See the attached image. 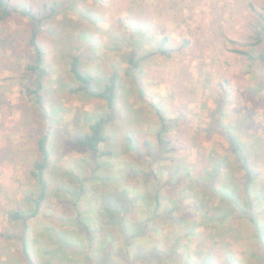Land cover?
<instances>
[{
  "label": "rangeland",
  "instance_id": "374dc122",
  "mask_svg": "<svg viewBox=\"0 0 264 264\" xmlns=\"http://www.w3.org/2000/svg\"><path fill=\"white\" fill-rule=\"evenodd\" d=\"M171 1L186 3L183 0ZM11 2L31 7L44 17L38 39L47 73L41 78L44 101L43 108H40L23 87L28 81L25 74L29 62L27 57L33 55V50L27 45L31 23L19 15L1 20L0 264H28L18 238L7 237L21 229L18 222L10 220L9 213L19 205H24L26 212L33 208L32 203L22 204L23 196L28 191L34 192V181L29 171L32 161L38 157L37 138L45 130L49 133L51 152L46 170L47 196L37 216L29 221L26 231L27 250L34 264L202 263L203 258L197 257L195 243L204 232L209 233L207 241L213 243L209 245L212 264H224L225 252L234 255L241 264H264V254H261L259 246L253 239H245L247 230L254 233L253 226L248 225V229L244 226L248 224L245 220L241 225L235 219L233 228H238L231 237H225V242L216 237L215 229L204 231L197 222L189 221L193 219L191 210L194 203L203 198L204 189L198 183L203 178L201 171L206 168L203 160L209 152L210 141L215 147L210 153L225 157V160L217 161L226 165L223 171L231 177L223 175L221 178L228 179L231 189L240 199V207L245 209L246 206L241 185L236 186L233 182L234 178L241 180L242 171L233 161L235 158L223 136L210 127L213 116L219 115L220 111L223 116H220L218 126L230 127L229 130L242 144L250 146V161L255 166L258 163L259 190L263 195V212L258 214V218H264V92L257 95V85L253 82L264 81V67H249L246 58L225 51L228 39L234 41V47L247 46L243 43L247 41L251 27L261 34L259 37L264 41V0H239V6H235L239 20L234 29L224 30L229 38H223L221 31L224 28L218 27L219 34H209L211 26L212 29L215 26L213 21H207L208 13H212L209 6L203 7L204 14L193 15L187 10L186 18L182 9L181 15L169 10L162 16L155 11V17H161L158 18L159 25L140 21L141 25L148 27L145 30L138 29L136 23L137 18L142 17L137 12L141 10L136 0ZM223 6L224 2H220L218 7ZM214 11H218L216 7ZM209 17L214 18L215 15ZM222 21L224 23L222 19L217 26ZM161 27L172 37L164 47L168 55L156 51L163 39L159 35ZM134 48H138L135 58L140 60L136 68H129L125 60ZM71 54L79 55L81 70L94 75L95 89H101L111 71L115 70L113 59L119 62L116 69L126 80L122 81L116 94L119 116L105 126L107 140L100 144V148L106 150L107 155L102 159L94 160L89 151L74 143L76 136L87 131L84 114L99 116L106 109L103 101L70 92L74 85L68 74L67 62ZM124 69H130L128 75L124 74ZM210 95H214L213 99ZM208 97L213 106L207 109L204 107L207 102L203 100ZM198 103L203 105V110L193 106ZM219 106L221 109H217ZM158 111L167 119L175 120L164 136L171 141L165 149L173 147L174 150L170 153L165 151L163 157L170 156L172 162L166 159L155 161L153 155L148 156L143 144V141H148L152 150L158 148L155 135L160 125ZM129 119L137 129H130ZM251 142L257 143V152L252 150L255 145ZM201 144L203 146L200 147ZM131 146L135 147L136 154L130 150ZM101 164L103 167L97 166ZM173 168L181 172L173 175ZM188 169L197 174L200 171V178L177 182ZM92 174L105 179L89 181ZM81 185L86 191L77 197ZM122 188L130 191L128 200L136 193L144 196L146 193L151 195L155 189L159 191L160 208L164 214L151 222L147 233L136 238H131L130 234L134 233L135 223L142 217L143 204L133 205L132 199L133 206L124 214L122 227L115 211L105 212L108 199L125 203L126 199L120 195L126 194ZM175 204L181 210H177ZM177 220L182 221L181 225ZM83 223L89 225V233ZM191 231L195 240L187 247L184 244L177 247L179 258L171 252L173 234L181 232L184 235ZM187 239L188 236L184 237L182 243ZM62 245L75 252L64 249L58 253ZM151 248L159 249L171 258L148 256ZM252 250L255 255L251 254ZM186 255L189 256L188 262L184 260Z\"/></svg>",
  "mask_w": 264,
  "mask_h": 264
},
{
  "label": "trees",
  "instance_id": "16d2710c",
  "mask_svg": "<svg viewBox=\"0 0 264 264\" xmlns=\"http://www.w3.org/2000/svg\"><path fill=\"white\" fill-rule=\"evenodd\" d=\"M12 15H19L22 17L27 18L32 26V29L28 35L27 45L33 50V55L31 57H27L29 59L28 64L25 67V74L27 76L28 81L25 82V86H23L28 93V95L32 96L34 102L40 107L43 108V96L41 95V91L43 89V83L41 78L46 75L47 69L43 65V51L41 46L39 45L38 33L40 32V28L43 25L44 17H40L37 12H35L31 7H27L25 5H16L11 2V0H0V21L4 20ZM261 34L259 32H255L254 40L251 42L252 47L258 45V42H262V38H260ZM3 38L1 37L0 41ZM167 37H164L161 40V44L158 45L157 52L163 55H168V51L164 48L165 44L167 43ZM229 42L234 44L233 41ZM138 49V48H137ZM231 52L242 56L249 60L252 63H255V66H260L261 63H264V55L262 52L257 53L255 50H247L232 48ZM136 48H134L128 57V65L129 68H136L138 65V60H136ZM264 53V51H263ZM69 61V73L72 81H74L73 87L70 89L71 93H77L84 95L91 99H98L104 102L106 112L99 116H94L91 114H84V123L87 125V131L83 135L76 136L74 139L75 145H77L81 149H85L91 153L94 160L102 159L104 156L107 155V151L100 148V144L107 140L106 128L105 126L109 124L112 120H114L117 116L116 111V94L118 92L119 86L121 85L122 81L118 75L117 69H113L109 76L107 77L106 81L103 83L101 89H95L94 85V75L91 74L89 71H83L79 68V55H70ZM130 69H125L123 72L124 74L129 73ZM158 121H159V128L156 131V137L158 140V148L156 150H152L150 143L148 141H143L145 145V151L147 150L148 156L153 155L156 160H164L166 159L169 162H172L171 157H163L165 151L169 153L174 150L173 147L165 149L169 143H171L170 139H165L164 136L168 131L170 125L175 120L167 119L163 114H160L158 111ZM222 115L220 111L219 115H214L212 119V123L210 125L211 128L216 129L219 133L223 136L224 140L227 142L230 152L234 156V162L236 163L237 168H239L243 174L238 180L236 178L233 179V182L236 183V186L239 184L241 185L242 194L246 197V206L245 209L240 207V199L238 196L233 192L230 187L229 181L227 178L222 179L221 176L228 174L226 171L224 172L223 169L226 170V165L221 164L217 160L218 158L214 154H210L207 158L205 164L208 165L211 163V170L210 171H201L203 175L202 181L198 183L199 187L204 189L203 198L201 201L194 203L192 210L194 215H192L193 219L189 220L190 223L197 222L198 225L204 230L209 231L210 229H215L216 237L225 242V237H231L232 232L237 229L233 223H235V219L242 225L243 220L246 223L244 226L248 229V225L254 227V233H250L247 230V237L245 239L251 240L253 239L255 244L259 246L261 249V254H264V218H258V214L263 212L262 207V200L263 195L260 193L259 184L260 182V172L256 169V166L250 161L251 160V152L248 148L242 144L238 137L234 134V132L230 131V127H220L218 126L219 118ZM128 124L130 129H137L134 123L128 120ZM141 124V123H140ZM127 140L132 142L130 137H127ZM127 141V142H129ZM255 148L253 149L254 152L257 148V143L255 142ZM130 150H133L135 154V147H129ZM36 149L38 152V157L32 161L31 169L29 171L30 177L34 181V192L28 191L23 196V203L28 204L32 203L33 208L26 212L25 209L22 207L24 205H19L18 208L12 209L9 213L10 220L13 222H18L21 225V229L19 233L8 234L7 237L14 238L16 236L18 241L20 242L21 249L24 254V258L28 262V264H34L29 251L27 250V233L29 227V221L32 218H35L40 210L42 203L44 202L47 196V189L48 183L46 179V170L48 168L49 159H50V148H49V133L47 130L39 135L36 141ZM257 152V151H256ZM254 154V153H253ZM101 165H97L103 167ZM179 171L177 168H173V175L178 174ZM171 175V174H170ZM193 175V171L188 169L183 173V176H179L177 182L189 181L190 177ZM233 175V173L231 174ZM89 181L93 179H101L104 180L105 178L99 176H91L88 177ZM199 176H196V179H199ZM196 179H193L196 180ZM221 179V180H220ZM113 180H115L113 178ZM112 180V181H113ZM230 187V188H229ZM86 189L83 186H80V192L76 194L79 197L80 194H83ZM122 191H126V188H122ZM129 192L126 191V194L121 193L120 195L123 196L126 205L121 204L120 200L117 199H108L107 204L105 205V212H112L115 211L119 217L118 223L120 227H122V223L124 221V214L130 211V208L139 203L143 204V212L142 217L139 221L135 223L134 233L130 234L131 238H136L139 235L147 233V228L151 224L159 218L161 215L164 214V211L160 208V195L159 191L155 189L151 195L146 193L144 196L140 193H136V196L132 199L128 200ZM128 196V197H127ZM217 201H216V200ZM113 200V201H112ZM21 206V207H20ZM177 210H181L178 204L174 205ZM174 207V208H175ZM174 210V209H173ZM190 214V213H189ZM186 221V220H184ZM78 222L79 221L78 219ZM111 222V221H110ZM179 225H181L182 221H176ZM83 227L87 230V233L90 231L89 225L83 223ZM122 232L123 229H121ZM126 234V233H125ZM124 234V235H125ZM194 233L188 232L184 235H181V232H176L173 234V243L171 244V252L174 253L177 257H181L180 254L176 253L177 247L184 244V247L189 242H193L195 237ZM209 233H203L201 239L196 240L195 248L197 250V257L203 258L202 263H195L190 262L187 264H212V250H209L213 243H209L207 241ZM4 235V234H3ZM188 236L186 240V244L182 243L184 237ZM64 242V241H61ZM68 245H71L67 242ZM226 244V243H223ZM73 245V244H72ZM62 248L58 251L60 253L61 250L68 249L69 251H73L74 249H70L68 246L65 245L61 246ZM138 252V251H137ZM203 252L205 255H203ZM143 254V253H142ZM146 254V253H145ZM224 254V264H241L240 261L234 256L231 255L229 252H225ZM252 255H255V252L251 251ZM139 255H141L139 253ZM148 256L152 257H167L171 258L170 256H165V253L159 249L151 248ZM189 256L186 255L185 262H188ZM172 260V259H171ZM181 264V263H179Z\"/></svg>",
  "mask_w": 264,
  "mask_h": 264
},
{
  "label": "crops",
  "instance_id": "0c3cea01",
  "mask_svg": "<svg viewBox=\"0 0 264 264\" xmlns=\"http://www.w3.org/2000/svg\"><path fill=\"white\" fill-rule=\"evenodd\" d=\"M184 2H186L184 5L181 3V4H177L175 1H171V0H136V3H137V6H138V8L141 10V11H137L139 14H141L142 15V17L139 19V18H137V21H136V23H138V29H141V28H145V30H147V28L148 27H146V26H144L143 24L141 25L140 24V21H150L151 23H154L155 25H159L158 24V22H160V19H158V18H161V17H155V11H158L159 13H161V15L163 16V13L166 11V12H168L169 13V10L172 12V10H173V12L172 13H174V12H179L180 13V15L182 14L181 13V9H182V12H183V17H185L186 18V15H185V12H187V10L188 11H190V12H192L193 13V15H194V13H199V14H204L205 13V11L203 10V7H205V9H206V7L207 6H209V9H210V12H212V13H208V15L209 16H213V15H215V17L214 18H216V19H214L213 17H209L207 14V17H208V20L207 21H209V22H214L215 23V26H213V29H212V26H211V31H210V33L209 34H212V36L214 35L213 33L214 32H219V28H224V29H222V31H221V33H222V36H223V38H229L230 36H229V34L228 33H225L224 34V30H225V28H228V29H234L235 28V23L239 20L236 16H238L239 15V13H238V11L237 10H235V6H239V0H218V1H215V0H183V3ZM211 2H214L213 3V6H212V4H211ZM220 2H224V6L223 7H221V8H219L218 6H219V3ZM248 3V2H247ZM156 4H159V5H157L158 6V8H160V9H157V7H156ZM228 6H229V9H228ZM28 7V6H27ZM215 7H216V9L218 10L217 12L216 11H214L215 10ZM151 8H152V11H151ZM147 9L150 11L149 13H148V11H147ZM225 9V11H223ZM250 9V8H249ZM244 11V10H243ZM132 12V11H131ZM139 16V15H138ZM144 17V18H143ZM177 19H179V18H176V20ZM224 20V23H223V21H222V24H219L218 26H217V22L218 21H220V20ZM264 21V20H263ZM224 24V25H223ZM221 26H223V27H221ZM246 26H247V23H246ZM219 27V28H218ZM251 26L249 25V28H250ZM209 28V27H208ZM167 29V28H166ZM162 30H163V32H165L166 30H164L162 27H161V33L159 34L160 36H162V38H164V37H167V39H169V41L171 40V34H167L166 32L165 33H163L162 32ZM213 30V31H212ZM226 31V30H225ZM217 34H219V33H217ZM249 34V35H248ZM247 41L246 42H244L243 44H247V46H245L244 48H238V47H234L233 45L235 44H231L230 42H229V40L230 41H233L232 39H228L227 41L230 43H228V47L226 46V50L225 51H227V52H229V53H232V54H235V53H233V52H231V49L232 48H237V49H242V50H247L248 52H250V50L252 49V50H255V52H257V53H261L262 52V54L264 55V53H263V51H264V41L263 42H258V45H256V46H254V47H252V44H251V42L254 40V37H255V28H253V27H251L250 28V33L248 32L247 33ZM234 42V41H233ZM155 44V43H154ZM159 44H161V41H160V43ZM157 48H158V46H157ZM156 48V49H157ZM133 50V49H132ZM131 50V51H132ZM136 51H137V48H136ZM137 53H138V51H137ZM136 53V54H137ZM72 55H74V54H72ZM235 55H237V54H235ZM137 56V55H136ZM237 56H239V55H237ZM129 57V56H128ZM128 57L126 58V63L128 64ZM113 60H115L114 62H115V69L120 65L119 64V62L117 61V59H113ZM247 60V59H246ZM116 62H118V64L116 63ZM247 66H249V67H252V68H255V63H252V62H250L249 60H247ZM67 63H69V61L67 62ZM260 68L261 67H264V63H261V65L259 66ZM68 68H69V64H68ZM118 69V68H117ZM125 70V69H124ZM123 74V73H122ZM118 75H119V77L121 78V81H126L125 79H124V77H123V75H121V74H119L118 73ZM254 82V84H256L255 86H256V91H257V95H261V93L262 92H264V81H253ZM121 85H122V83H121ZM209 97H211L212 99H213V97H214V95H210ZM206 98V99H204L203 101H205V102H207V105H204V107H206L207 109H208V107H210V106H213L212 105V103H213V101L210 99V98ZM195 99V98H194ZM209 99V100H208ZM208 100V101H207ZM194 107H199V109L200 110H203V105L202 104H200V103H198V104H195V105H193ZM217 108V107H216ZM106 109V108H105ZM217 109H221V106H219V108H217ZM216 109V110H217ZM195 110V109H194ZM198 112V111H197ZM245 113V112H244ZM244 113H242V116L243 117H245V118H247V115L246 114H244ZM246 126H247V124H246ZM250 144H255V142H251ZM209 145H210V147H208L209 148V152H208V154L206 155V156H204V160H203V162L204 161H206V158L210 155V154H212V152L210 153V151H213L214 149H215V147L213 146V143H211V141L209 142ZM201 146H203L202 144L200 145V147ZM246 146V145H245ZM247 148H248V150H250L249 149V145H247L246 146ZM252 148V147H251ZM252 150H253V148H252ZM254 151V150H253ZM216 158H220V155H217V157ZM225 160V157H221L220 159H219V161H221V160ZM222 160V161H223ZM189 162V161H188ZM210 164L211 163H209L208 165H206L205 164V162L203 163V165H205L206 166V168H205V170L206 171H210L211 170V168H210ZM233 164H234V162H233ZM258 164V163H257ZM257 164H256V167H257ZM257 169H258V167H257ZM204 169L202 170V171H205ZM258 171H259V169H258ZM227 172V171H226ZM196 174H197V172H193V175L190 177V179H196ZM241 174H243V172L241 173ZM200 175V171H198V174H197V176H199ZM202 175V174H201ZM228 175V174H227ZM234 176V175H233ZM228 178H230L231 179V177H229V175L227 176Z\"/></svg>",
  "mask_w": 264,
  "mask_h": 264
}]
</instances>
